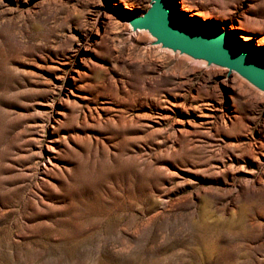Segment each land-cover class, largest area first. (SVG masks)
<instances>
[{"label": "rangeland", "instance_id": "374dc122", "mask_svg": "<svg viewBox=\"0 0 264 264\" xmlns=\"http://www.w3.org/2000/svg\"><path fill=\"white\" fill-rule=\"evenodd\" d=\"M150 1L0 0V264H264V92ZM170 6L264 55V0Z\"/></svg>", "mask_w": 264, "mask_h": 264}, {"label": "water", "instance_id": "95a60500", "mask_svg": "<svg viewBox=\"0 0 264 264\" xmlns=\"http://www.w3.org/2000/svg\"><path fill=\"white\" fill-rule=\"evenodd\" d=\"M136 32L143 30L153 45L178 52L192 60L235 72L257 90L264 92V55L237 44L227 31L199 23L175 20L170 0H151L149 9L139 16L121 18Z\"/></svg>", "mask_w": 264, "mask_h": 264}, {"label": "bare ground", "instance_id": "6f19581e", "mask_svg": "<svg viewBox=\"0 0 264 264\" xmlns=\"http://www.w3.org/2000/svg\"><path fill=\"white\" fill-rule=\"evenodd\" d=\"M136 32H145V31H143V30H137ZM137 34H138V33H137ZM240 37H241V39H242L244 42L249 43V39H248V38H246V37L243 36V35H240ZM258 46H260V47H264V45H258Z\"/></svg>", "mask_w": 264, "mask_h": 264}]
</instances>
